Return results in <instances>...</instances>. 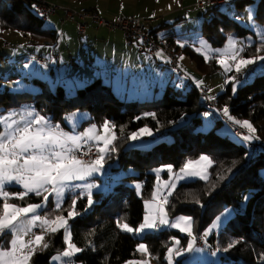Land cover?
Here are the masks:
<instances>
[{
  "label": "trees",
  "instance_id": "16d2710c",
  "mask_svg": "<svg viewBox=\"0 0 264 264\" xmlns=\"http://www.w3.org/2000/svg\"><path fill=\"white\" fill-rule=\"evenodd\" d=\"M253 4H256V0L236 2L239 10ZM217 13L211 20L204 21L202 26L203 36L214 46H224L231 34L239 39L255 36L251 30L221 13V8ZM256 18L260 24H264V0H259ZM170 26L174 25H165L154 31L158 33ZM0 28L27 34L38 45L57 46L60 41L59 32L47 28L45 20L34 13L31 0H0ZM257 46L258 42L246 48L243 55L255 53ZM182 51L196 62L199 72L205 76L219 71L220 65L215 59L207 63L202 55L187 46ZM12 78L0 77V114L29 107L49 118L51 123L67 128L69 115L89 112L91 119L81 127L89 124L101 126L104 121L117 126V150L105 164L106 179L114 180L115 183L103 184L101 178L96 177L94 180L99 182L101 188L99 192H93V207L85 210L86 196H80L76 205L80 215L69 221L73 241L85 249L76 257L77 264H126L127 261L142 258L136 252L140 243L148 246L152 257L159 264H167L165 256L172 238H182L183 245L187 238L177 231L163 230L138 239L131 233L122 232L116 220L124 217L130 225L138 226L145 215V201L151 197L157 181L154 170L171 165L178 171L188 159L204 154L210 155L215 161L209 181L180 184L166 206L169 215L194 216L200 220V231H203L226 209H232L234 217L220 237L213 235L205 248L214 250L218 247L223 250L229 243L236 242L235 247L224 251L222 264H264V74L243 85L236 96H233L232 85H229L224 93L213 100L218 108L227 106L235 119L248 120L256 128L255 135L260 139L254 141L263 146L252 156L244 141L236 142L227 134L221 135L217 131L221 125L227 124L217 109L207 107L205 97L199 92L201 86H196L188 77V91L178 89L177 85H168L162 93L158 94V91L154 98L144 101L122 99L115 95L111 85L103 84L101 80L76 89L70 98H67L63 85L52 87L40 78L32 80L39 87L37 93L3 91L2 83ZM211 111L219 115V120L211 131L203 133L198 128L202 126L206 113ZM149 113H155V118L146 115ZM144 127L152 129L158 140L170 135L173 141L162 140L147 151L129 148L127 135ZM233 161L236 162L234 166ZM109 164L115 166H111L108 171ZM228 169H231L230 173ZM112 174L115 178H111ZM168 175L166 172L163 177L167 179ZM221 175L227 179L219 180ZM137 184L141 186V192L136 188ZM8 190L18 192L21 189L12 186ZM197 200L199 203H196ZM41 201L42 197L30 194L24 201L9 202L24 205ZM70 203L71 197H68L63 208L65 215ZM197 237H200V233ZM4 240L0 238V245ZM46 240H49L48 249L38 251L32 264H51L53 256L65 247L62 232L50 238L46 236Z\"/></svg>",
  "mask_w": 264,
  "mask_h": 264
},
{
  "label": "snow or ice",
  "instance_id": "6c2138e0",
  "mask_svg": "<svg viewBox=\"0 0 264 264\" xmlns=\"http://www.w3.org/2000/svg\"><path fill=\"white\" fill-rule=\"evenodd\" d=\"M245 12L246 22L259 37L255 53L243 55L246 48L252 46L251 42L245 43L232 35L227 37L226 46L222 49L212 48L206 42L197 48L206 62L215 59L226 73L234 71L239 74L251 65L264 66V54H261L264 53V24L256 22L251 5L245 6ZM183 46L184 44H181V47ZM229 82L237 83V77L231 76ZM233 91L235 92L236 89L234 88ZM222 111L230 121L247 130L248 134L243 136L244 141L260 139L255 135L257 130L251 122L235 119L227 106ZM146 115L155 118V113ZM116 127L114 123L104 121L100 129L93 125L84 133H73L65 132L58 124L51 123L49 118L39 115L34 109L0 114V238L10 236L7 247L0 245V264H32V259L38 251L48 249L49 240H46V236L50 238L60 232L63 233L65 247L54 259L59 264H77L76 257L85 249L77 246L73 241L69 220L80 215L76 207L80 196L76 194L72 196L65 216L63 214L65 193L79 189L82 195L86 196L85 210L92 207L93 192L100 188L92 178L97 174L105 173V164L117 150L116 142L119 137ZM153 134L152 129L144 127L131 132L126 139L135 143ZM85 148L87 151H84ZM93 148L95 158L83 159V156L93 153ZM235 163L233 161V166ZM214 164L215 161L210 156L200 155L198 158L188 159L178 172H174L171 165L155 169L157 184L151 199L145 201L146 212L143 221L134 227L127 223L124 217H120L116 220L117 227L122 232L135 236L165 226L185 233L190 238L186 247H182L181 241L176 237L172 238L173 242L167 247L165 259L168 264H176L177 258L186 254L203 252L205 249L197 247L192 217L180 216L173 222L169 219L166 206L169 203L168 197L173 194L179 181L195 177L207 182L212 175L209 169L213 168ZM163 171L170 173L171 177L161 184L159 173ZM228 172L230 173L231 169H228ZM218 179L222 181L227 177L221 175ZM11 186H17L21 190L11 192L8 190ZM140 187L139 184L136 185L137 189ZM30 194L42 197V201L24 205L9 202L24 201ZM49 196L55 198L52 213L42 211L48 204ZM244 199L247 200V197ZM196 203L199 201L197 200ZM228 214L226 212L223 215ZM221 223L222 219L218 216L213 228L220 227ZM35 228L40 229V234L33 232ZM211 231V229L206 230L203 237L206 238ZM204 243L207 245L206 239ZM91 246L90 243L89 248ZM235 246L236 242L229 243L223 251L227 252ZM136 252L143 258L127 261L126 264H150L153 254L146 244H138ZM211 255L215 256L216 252L213 251Z\"/></svg>",
  "mask_w": 264,
  "mask_h": 264
},
{
  "label": "rangeland",
  "instance_id": "374dc122",
  "mask_svg": "<svg viewBox=\"0 0 264 264\" xmlns=\"http://www.w3.org/2000/svg\"><path fill=\"white\" fill-rule=\"evenodd\" d=\"M139 1L141 0H105L100 3L101 8L110 7L111 9L119 11L120 7L122 8L121 16H133L143 19L144 21L150 22L153 24L154 27L160 28L163 24H173L174 26H170L168 28L162 29L159 33L163 37H171V36H177L180 40H183L184 47H190L193 49L196 53L200 54L199 51H197V48L202 43H207L212 48L215 49H222L226 46V43L222 47L214 46L209 42L208 39H206L202 34V26L204 21H209L213 17L217 16L218 13L213 10V6L211 5L210 1L212 0H191V3L188 4V9L184 11V13H178L174 14L173 16H169V18H166L165 9L160 10L161 7H168V5L173 6V2H175V5L177 8H181V5L179 4L180 0H158L159 5L155 4L156 0H142L139 4ZM48 2H56L54 4L62 7H68L74 6L76 8H82L81 5H74L70 0H49ZM237 0H226V4L221 7V13L229 16L230 18L234 19L238 24L241 26L251 30L254 35L247 36L245 38H241L239 40L244 41L245 43L251 42V45L258 42L259 44V37L256 35L255 30L246 22V12L245 9L239 10L236 5ZM71 3V4H70ZM99 3V2H98ZM259 0H256V4L251 5L254 15L256 17L257 15V7H258ZM68 5V6H65ZM75 9V8H73ZM177 11V10H176ZM155 16H154V15ZM146 16H154V17H148V18H142ZM103 17V16H102ZM239 17L240 19H237ZM108 18V17H104ZM181 18H184V22L181 21ZM180 20V21H179ZM63 18L61 16H51L48 19L45 20V26L49 29H53L59 32L61 40L57 44V46H45V45H38L32 42L30 36L27 34L16 32L13 30H3L0 28V77L4 79H9L11 77L12 80H7L2 83V89L3 91L8 90L11 92H21V91H29L32 93H37L39 91V87L34 85L32 83V80L34 78H40L41 80L48 82L52 86H58V84H61L64 86L67 94V98H70L72 95H70L72 92L76 91V83L78 80H81L85 77V75L90 71L87 66L91 68L92 65V57H86V55L82 54H92L97 52V57L95 61V70L94 71H101L103 75H106L107 73H110L109 71H105L103 67H105L109 63V57L110 50L108 48H111V45L106 44H98L95 45V42L89 40L91 39V33L88 38L83 37L78 33L77 27L72 22H65L62 23ZM179 21V22H178ZM256 22L260 24L256 18ZM65 34V39L62 38ZM113 34V35H111ZM98 37H107L111 39H117L118 43H115L118 47L119 51H122L121 59L125 61L123 68H125L123 71L124 73V79L120 80V85H126V80L130 78L132 81L131 85H135L136 82H139L143 79L142 76V69H134L132 70V74L130 76L129 70L130 67H134L131 64V61L127 58V49L126 47H132L134 49H137L139 51L138 46H129L126 43V40L124 38V35L122 32H119L118 30H114L111 32L110 30H99L97 32ZM232 35V34H231ZM229 36V35H228ZM234 36V35H232ZM27 37V38H25ZM236 37V36H234ZM88 39V40H87ZM177 49H178V58H179V64L180 68L182 70V60L180 57L186 58L188 60L189 66L192 67V75L194 77V83L196 85H201L207 89V95L209 99L215 100L218 95L224 93L229 85H232V94L233 96H236L239 89L247 84L252 82L257 76L264 74V66L257 64V65H251L241 73L237 74L234 71L231 73H226L224 69L220 66L219 71L216 74H213L211 76H205L202 73H199V70L197 68V64L195 61H193L186 53H184L181 49V42L177 40ZM5 44H9L12 46V49L7 50L5 47ZM180 48V49H179ZM64 54L65 61H62L59 63V61L55 60L56 53ZM148 55L147 53H144ZM71 55L73 57H71ZM201 55V54H200ZM36 56H41L47 60V62L44 65L39 64L36 61ZM147 58V57H146ZM149 59V58H147ZM129 60V61H127ZM210 61H207V63ZM25 65H28V67H25ZM219 65V64H218ZM255 67L256 71L252 73V68ZM164 71H161L160 69L151 70L150 74L154 77H162V73L164 72V75L166 77L170 76L173 78V84L177 85L178 89L188 91L189 86L184 84L186 82L187 77H184V79L180 80L179 75L172 71L168 65H164L162 67ZM249 73V74H248ZM252 73V74H250ZM70 74V75H68ZM173 74V75H172ZM172 75V76H171ZM231 76L237 77V83L233 84L229 82V79ZM242 76L243 78H239ZM164 80V79H163ZM162 80V81H163ZM202 82V83H199ZM160 85H162L160 83ZM162 85L161 87H163ZM236 89L234 92L233 89ZM150 97H141V101L147 100ZM154 98V97H151ZM10 113V112H9ZM207 115L205 116L204 122L202 126H200L198 129L202 131L203 133L211 131L214 127L216 122L219 120V115L215 111L207 112ZM44 116L43 114H39ZM91 118V115L89 112H78L75 114L69 115V117L66 120V127L64 125L58 124L65 132H73V133H84L88 128H90L93 125L84 126L81 127L82 124ZM97 126V125H95ZM98 129H100V126H97ZM192 128L195 129L194 126ZM217 131L222 135L227 134L231 139L235 140L236 142H240L241 140H237L234 135L230 132V130L227 128L225 124L221 125ZM102 132V130H101ZM166 141L171 142L173 141V137L168 135L165 136L163 139L158 140L155 138V134L151 136L150 138L144 137L142 141H138L133 143L132 141H129V148L139 149L142 151H147L153 148V146L160 141ZM208 155V154H204ZM210 156V155H208ZM211 157V156H210ZM116 164V163H115ZM115 164H109V167H107L108 171L115 166ZM112 166V167H111ZM111 167V168H110ZM161 167V168H165ZM160 169V168H158ZM174 170V169H173ZM211 169H209L210 171ZM179 171V170H178ZM175 171L174 172H178ZM167 171H163L159 173L161 184H163L164 181L169 180L171 177V174L168 173L167 179L163 177L164 173ZM131 172L127 173L130 174ZM156 176L157 173L153 172ZM125 174V176L127 175ZM100 177L103 184L104 183H115L114 180L106 179L107 176L104 173L103 175L97 174L95 177ZM262 176L264 177V171H262ZM94 177V178H95ZM111 178H115L112 174ZM94 180V179H93ZM200 180L199 178H189L185 180H181L177 183V187L182 183H188ZM204 181V180H202ZM81 183V182H77ZM157 181L154 186V190L152 194L155 191ZM176 187V189H177ZM175 189V190H176ZM100 188L97 190L99 192ZM95 192V190H94ZM139 192H141V187L139 189ZM175 192V191H174ZM173 192V193H174ZM81 192L79 189L75 190V192H66L63 202V208L65 205V202L68 197H71L76 194L79 195ZM82 194V193H81ZM152 197V195H151ZM149 197L146 200L151 199ZM170 196L168 197L169 200ZM94 205V204H93ZM92 205V207H93ZM55 207V198L52 196H49V201L46 207L42 210L46 213H52ZM90 207V208H92ZM167 210V207H166ZM168 211V210H167ZM146 212V209H145ZM228 212L229 214L227 216H224L223 214ZM64 214V211H63ZM65 215V214H64ZM235 215V212L232 209H226L223 213H221L219 216L222 219V223L220 227L213 228V224L216 223V219L211 223L209 226H207L203 231H200V220L194 216L191 215H179L176 217H172L169 215V219L173 222L176 218L180 216H190L192 217L194 224H193V232L198 236L200 233V238L209 243V239L215 235L217 238L220 237L221 233L224 231L225 227L227 226L228 222L233 218ZM66 216V215H65ZM70 221V220H69ZM70 224V223H69ZM35 228L33 229V232L36 231ZM211 229V233L205 238L203 237V233ZM168 230V231H177L181 233L176 228H169V227H161L158 232ZM157 230L154 231H148L140 236L134 237L138 239H143L147 234H154L158 233ZM181 236L184 238H187V242L190 239L185 233H181ZM5 240L3 241L2 245L4 247L8 246V240L10 239V236L3 237ZM181 241V246L186 247L187 242L185 245L182 244L183 239L177 237ZM173 242V241H172ZM205 249L203 252H194L191 254H186L185 256L177 258L176 264H222V256H224V251L220 248L216 247L214 250H211L210 248H203ZM215 251L216 255L213 256L211 253ZM57 255V254H56ZM55 255V256H56ZM51 259V264H59L54 257ZM143 258V257H142ZM141 258V259H142ZM33 260V259H32ZM150 264H159L153 257L150 258ZM168 264V262H167Z\"/></svg>",
  "mask_w": 264,
  "mask_h": 264
},
{
  "label": "crops",
  "instance_id": "0c3cea01",
  "mask_svg": "<svg viewBox=\"0 0 264 264\" xmlns=\"http://www.w3.org/2000/svg\"><path fill=\"white\" fill-rule=\"evenodd\" d=\"M47 1H49V0H47ZM70 1L74 5H81L82 8H76L74 6H69V7H72V8L78 9V10H94V11L98 12L101 16L108 17L107 19H115V18L121 16L122 13H124L122 11L121 7H120L118 12H117V10L115 11V9H111L110 7H107L106 9H105V7H103V9H102L100 6V3L102 1H105V0H70ZM141 1H139V4ZM52 3H56V2H52ZM190 3H191V0H180L179 4L181 5V8H177V6L175 5V2H173V6L168 5V7H161L160 10L165 9V12H167L165 17L169 18V16L171 17L174 14L184 13V11H186L189 8L188 4H190ZM155 4L159 5V1L156 0ZM65 6H68V5H65ZM154 16H146V17H142V18H148V17H154ZM150 20H148L149 22L146 21V23L154 30L161 29L162 27H165V25H172V24H163L160 28H157V27L153 26V24L150 22ZM181 21L184 22L185 21L184 18H181ZM62 23H65V22H62ZM99 30H105V29H98L96 26L91 25L88 29L86 36H83V37L88 38V33L90 31L91 39H89V38L88 39L95 42V45L103 44V43L106 45H111V48H108V50L111 51L110 52L111 57L108 56L109 63L105 67H103V69H105V71H109L110 73L103 75L101 71H104V70L94 71L96 68L95 61H97L96 60L97 52L95 54L92 53L89 55L82 54V55H86V57H89V58L92 57L93 61H92L91 68L89 66H87V68L90 71L85 75V77L83 79L77 81L76 87H75L76 89L83 88V87H85V86H87V85H89V84H91L97 80H101V82L103 84H107V85L112 86L113 91H114L116 96H118L122 99H127V100H137V99H141V97H155V94L158 91H159L158 94L162 93V91L164 90V88L166 86L175 85V84H173V78H171L170 76L166 77L164 75V72L161 74L162 77H160V78L154 77L150 74V69L151 70H153V69L159 70L160 69L161 71H164L162 69V67L164 65L165 66L168 65V60L163 53H162L163 54L162 56L157 55L156 57L153 58L149 55L141 53L137 49H134L132 47H126L127 58L131 61L130 65L134 66V67L129 66L130 67V70H129L130 76L132 74V70L142 69L143 70V72H142L143 79L140 80L139 82H136L135 85L134 84L131 85L132 81L135 80V77L133 80L128 78L126 80V83H127L126 85H120L119 86L120 80L124 79V73H123L124 71L123 70L125 69V68H123V67H125L124 66L125 61L123 59H121L122 51H119L117 45L115 44V43H118L117 39H111V38H107V37H98L97 32H99ZM111 32H113V31H111ZM119 32H121V31H119ZM90 33H89V35H90ZM111 35H113V34H111ZM25 38H27V37H25ZM62 38H64V39L66 38L65 34ZM176 39L179 40V42H181L183 44L185 43L183 40H180L179 38H177V36H176ZM60 40H61V37H60ZM183 49L184 48L181 47V50H183ZM71 57H73V56L71 55ZM146 57L149 59H147ZM56 59L59 61V63H61L62 61H65V59H67V58H64V54L62 52V54H59V55L56 53L55 60ZM129 60H127V61H129ZM181 60L183 61L182 62V71L185 74L184 77H188L189 79H191L194 82L195 79H194L192 72H191L193 69L191 66H189L188 60L186 58H183ZM168 67H169V65H168ZM68 75H70V74H68ZM184 77L179 78V79L182 80V79H184ZM160 83L164 86L161 87L162 85H160ZM184 84H186V82ZM54 86H52V87H54ZM196 86H201V85H196ZM21 109H31V108L23 107L20 109L11 110L9 112L19 111ZM9 112H7L5 114H8ZM89 125H93V124H89ZM89 125H86V126H89ZM94 177L92 178V180L96 179V177L95 178ZM93 181L95 183H97L98 185H100L97 180L96 181L93 180ZM15 187H17V186H15ZM100 188H101V185H100ZM79 196H82V194L80 193ZM158 231L159 230H157V232Z\"/></svg>",
  "mask_w": 264,
  "mask_h": 264
},
{
  "label": "built area",
  "instance_id": "2783aa9c",
  "mask_svg": "<svg viewBox=\"0 0 264 264\" xmlns=\"http://www.w3.org/2000/svg\"><path fill=\"white\" fill-rule=\"evenodd\" d=\"M31 1L33 3V11L38 17L46 20L51 16L59 15L63 18L62 22L74 23L81 36H86L91 25L96 26L98 29H106L110 31L119 30L123 33L126 43L129 46L136 45L141 53H147L153 58L159 53H163L168 60L169 67L180 77L185 76L179 64L176 38L161 36L160 33L155 32L154 29H152L146 21L141 18L133 16H119L115 19H107L94 10H78L62 7L54 3H50L47 0ZM210 3L213 7H215V11L218 12L226 3V0H212ZM5 47L7 50L12 49V46L9 44H5ZM36 61L41 65L47 62V60L41 56H36ZM254 70L255 67L252 68V71ZM199 92L205 97V104L207 107L210 109H217L234 136L237 139L244 141L243 136L248 134L247 130L230 122V120L223 115V109L218 108L215 101L209 99L207 89L205 87H199ZM244 142L248 146L251 156L256 154L259 147L263 146L262 143L254 140ZM84 151H87V149L85 148ZM78 155H80V153H78ZM82 158L85 160L94 159L95 149L93 148L92 154L83 156ZM35 233L40 234V229H36ZM197 247H206L204 240L200 237H197Z\"/></svg>",
  "mask_w": 264,
  "mask_h": 264
}]
</instances>
